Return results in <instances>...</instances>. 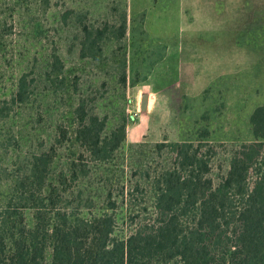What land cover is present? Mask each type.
I'll use <instances>...</instances> for the list:
<instances>
[{
  "label": "rangeland",
  "instance_id": "1",
  "mask_svg": "<svg viewBox=\"0 0 264 264\" xmlns=\"http://www.w3.org/2000/svg\"><path fill=\"white\" fill-rule=\"evenodd\" d=\"M263 104L264 0H0V210L12 200L29 226L26 202L48 219L110 213L127 239L155 220L172 145L193 141L218 185ZM92 116L106 156L77 137ZM181 219L187 229L193 214Z\"/></svg>",
  "mask_w": 264,
  "mask_h": 264
},
{
  "label": "trees",
  "instance_id": "2",
  "mask_svg": "<svg viewBox=\"0 0 264 264\" xmlns=\"http://www.w3.org/2000/svg\"><path fill=\"white\" fill-rule=\"evenodd\" d=\"M126 31L124 21L120 34ZM251 122L255 139L235 150L218 185L206 176L210 160L193 141L172 145L176 166L157 180L155 220L127 239L113 235L110 213L86 219L59 210L48 219L40 205L26 202L35 208L29 226L23 207L8 201L0 210V264H264V104L254 109ZM105 124L92 116L77 129L78 139L102 156L109 151ZM126 136L125 124L113 130L110 150ZM43 165L33 170L40 186L47 159ZM190 213L192 223L183 228L181 218Z\"/></svg>",
  "mask_w": 264,
  "mask_h": 264
},
{
  "label": "water",
  "instance_id": "3",
  "mask_svg": "<svg viewBox=\"0 0 264 264\" xmlns=\"http://www.w3.org/2000/svg\"><path fill=\"white\" fill-rule=\"evenodd\" d=\"M148 100H149V95L145 94L144 97H143V108L144 109L147 108Z\"/></svg>",
  "mask_w": 264,
  "mask_h": 264
},
{
  "label": "bare ground",
  "instance_id": "4",
  "mask_svg": "<svg viewBox=\"0 0 264 264\" xmlns=\"http://www.w3.org/2000/svg\"><path fill=\"white\" fill-rule=\"evenodd\" d=\"M150 103H151V102H150ZM150 103H149V104H150Z\"/></svg>",
  "mask_w": 264,
  "mask_h": 264
}]
</instances>
